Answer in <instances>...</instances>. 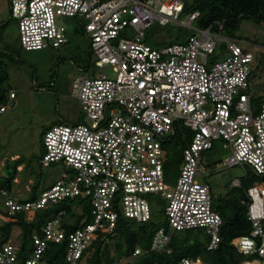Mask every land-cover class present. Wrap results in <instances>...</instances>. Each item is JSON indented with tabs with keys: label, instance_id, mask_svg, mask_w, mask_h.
<instances>
[{
	"label": "built area",
	"instance_id": "2783aa9c",
	"mask_svg": "<svg viewBox=\"0 0 264 264\" xmlns=\"http://www.w3.org/2000/svg\"><path fill=\"white\" fill-rule=\"evenodd\" d=\"M184 6L185 0H10L11 18L17 20L27 50L60 47L68 41L62 18H83L99 71L78 75L72 84L71 94L90 121L57 124L45 132L42 164L65 166L60 178L25 201L0 187V223L18 212L54 208L82 196L91 206L92 220L67 232V209H60L33 233L32 252L22 263L19 245L11 238L5 241L0 229V264H48L49 244L65 239L67 264H78L97 234L116 230L120 216L150 221L153 204L162 209L151 198L154 194L166 202L170 230L162 226L155 232L151 250L170 252L174 232L195 228L206 231L209 250L219 246L223 218L213 207L210 184L198 179L206 173L201 155L214 140L223 139L231 149L223 164L264 174V102L255 106L252 100L256 54L238 38L220 35L213 25L195 27L200 35L185 42L154 47L146 41L154 22L178 21ZM198 16V11L190 13L185 25L193 27ZM222 40L227 43L223 52L218 50ZM214 54L223 58L212 60ZM15 97L9 89L6 101L0 102V116ZM177 126L190 131L191 138L176 182L170 184L164 143ZM233 184L240 186L241 181ZM247 194L253 231L234 243L244 255L258 254L243 264H264V185L252 186ZM139 253L137 248L134 255ZM177 264L203 260L185 257Z\"/></svg>",
	"mask_w": 264,
	"mask_h": 264
},
{
	"label": "rangeland",
	"instance_id": "374dc122",
	"mask_svg": "<svg viewBox=\"0 0 264 264\" xmlns=\"http://www.w3.org/2000/svg\"><path fill=\"white\" fill-rule=\"evenodd\" d=\"M188 17L189 14L184 12L178 21L167 24L154 22L147 29L146 41L154 47H161L170 43L185 42L191 36H199L195 21L192 22L193 27L185 25ZM62 20L67 26L66 43L58 48L48 46L27 50L21 45L17 20L11 18L10 0H0V53L7 52L0 60L8 66L9 77L6 86L16 92V97L10 100L8 110L0 118V159L6 158L8 162H12L16 160V154L21 158L24 168L18 171V181L14 182V188L17 195L26 200L38 197V194L54 184L66 169L58 163L49 167L42 164L46 130L57 124L90 121L80 100L71 94V90L76 76L96 73L99 67L96 65L95 55L90 50V40L84 29L85 20H77L75 17H63ZM220 35L232 36L244 42L243 46L257 56L253 68L264 59V25L257 24L252 19H244L232 33L221 30ZM226 44V40H222L218 50L223 52ZM222 58L223 56L218 54L211 55V59L215 61ZM109 72L113 75L112 68ZM259 83L255 82V86H260ZM176 140L177 136L170 133L166 136L164 145ZM230 154L229 144L223 139H217L214 140L213 147L201 155L206 175L199 176L198 179L210 184L214 202L220 201L229 190L236 187L233 184L235 179L243 180L254 172L248 166L223 164ZM6 171L5 167L1 168L0 174H5ZM176 179L174 175L168 182L174 184ZM152 198H155L164 210L166 202L155 194ZM74 199L87 201L83 196ZM71 200L65 199L61 205L54 207L55 214L66 208V204ZM159 210L157 208L158 218L167 221L164 212ZM21 234V229L14 227L12 243L18 244Z\"/></svg>",
	"mask_w": 264,
	"mask_h": 264
},
{
	"label": "trees",
	"instance_id": "16d2710c",
	"mask_svg": "<svg viewBox=\"0 0 264 264\" xmlns=\"http://www.w3.org/2000/svg\"><path fill=\"white\" fill-rule=\"evenodd\" d=\"M196 11L199 12V16L195 19L198 27L213 25L214 30L218 32L221 29L217 23L222 24V30H226L229 34L244 19H252L257 24L264 25V0H185L184 12L190 14ZM221 47L223 49V45ZM3 54L7 53H0V57ZM8 77V66L0 60V102L6 100V92L9 90L6 86ZM258 81L260 86H255V82ZM250 82L253 89L252 100L257 106L264 102V59L252 68ZM173 135L177 136V140L165 145L167 181L174 175L176 177L179 175L183 162V150L191 138L190 131L178 126ZM20 165H22L21 158L7 162L6 173L0 174V187L10 191L14 189ZM257 184L264 185V174L258 175L252 172L241 180L240 186L233 187L220 201L214 202L212 195L213 207L223 218L220 231L221 243L215 249H208L209 236L206 231L195 228L174 232L169 244L170 252L151 250L155 232L162 226L170 230L167 221L158 218L157 208L153 204V217L150 221L138 222L120 216L113 233L97 234L78 264H177L185 257H200L203 264H243L244 260L258 256V254H242L234 243L235 238L249 236L253 231V225L247 216L250 202L247 193L249 188ZM18 200L26 199L18 197ZM66 208L67 215L63 218V226L67 232L74 231L92 220L91 206L88 201L72 199L66 204ZM0 211L3 212L1 207ZM159 211L164 212L163 209ZM54 214L53 208L32 213L18 212L7 221L0 223L5 241L12 237L14 227L21 229L22 234L18 242V258L21 263L32 252L33 233L40 232L42 222L54 217ZM256 239L260 244L261 238ZM67 245V239L60 243H50L45 253L48 264H67ZM137 248L140 249V253L134 255Z\"/></svg>",
	"mask_w": 264,
	"mask_h": 264
},
{
	"label": "crops",
	"instance_id": "0c3cea01",
	"mask_svg": "<svg viewBox=\"0 0 264 264\" xmlns=\"http://www.w3.org/2000/svg\"><path fill=\"white\" fill-rule=\"evenodd\" d=\"M4 53V52H3ZM7 53V52H6ZM8 92V91H7ZM7 92H6V94H7ZM6 101V100H5ZM2 116V115H1ZM1 116H0V118H1ZM15 159H17V158H19V155L18 154H16L15 155V157H14ZM7 159L6 158H2V159H0V170H1V168H4L5 166H6V164H7ZM24 168V166H23V163H22V165H20L19 167H18V169L19 170H22ZM240 180V179H239ZM15 181H18V178L16 177L15 178ZM241 181V180H240ZM13 192H14V194L16 195V197L18 198V197H21V196H18L17 195V193L15 192V188L12 190Z\"/></svg>",
	"mask_w": 264,
	"mask_h": 264
},
{
	"label": "water",
	"instance_id": "95a60500",
	"mask_svg": "<svg viewBox=\"0 0 264 264\" xmlns=\"http://www.w3.org/2000/svg\"><path fill=\"white\" fill-rule=\"evenodd\" d=\"M205 175H206V173H205Z\"/></svg>",
	"mask_w": 264,
	"mask_h": 264
}]
</instances>
